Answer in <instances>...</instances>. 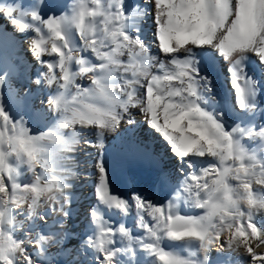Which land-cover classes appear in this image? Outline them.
Here are the masks:
<instances>
[{
  "label": "snow or ice",
  "instance_id": "snow-or-ice-1",
  "mask_svg": "<svg viewBox=\"0 0 264 264\" xmlns=\"http://www.w3.org/2000/svg\"><path fill=\"white\" fill-rule=\"evenodd\" d=\"M149 5L135 0H76L70 14L49 15L42 0L0 3V35L6 36L11 28L22 40L30 39L37 63L47 69L34 79L28 77L23 92L13 86L8 68L0 72V264H49L46 243L60 244L75 236L37 232L29 238L38 227H47L53 214L60 217L53 223L62 227L73 212L74 196L67 191L72 187L67 182L71 169L61 167L60 158L54 161L53 156L75 152L76 141L61 129L91 128L97 139H85L84 145L102 147L103 134L116 132L121 123H136L130 108L139 109L146 127L159 134L167 149L168 161H159L154 169L153 188L159 187L167 197L164 189L173 178L171 172L180 181L173 194L185 193L187 206L202 209L203 214H181L174 201L156 205L135 191L131 203L114 194L100 153L94 162L97 203L124 217L135 208L146 236L134 237L123 223L106 225L93 206L88 213L90 231L79 242L85 259L77 264H229L230 256L210 259L213 246L230 253L243 247L250 264H264V253L255 250L264 245V221L256 219L264 213V123H256L258 115L264 121V0H149ZM148 16L153 23L150 40L140 26ZM74 30L82 42L79 48ZM78 51L90 52L99 63L74 56ZM126 53L127 63L121 59ZM45 54H55L58 60L41 59ZM220 60L227 62L234 110L241 114V123L235 126L229 125L233 117L219 107L213 94V77L204 71ZM153 67L156 73L150 71ZM88 74L90 86L76 83L77 77ZM136 85L145 90L139 97ZM46 89L50 91L40 103L47 107L39 111L55 113L59 123L31 133L28 114L13 113V97L27 101ZM245 138L259 141V155L242 142ZM58 168L66 174L50 180L47 173ZM26 173L31 179L21 183L19 178ZM43 207L47 210L39 211ZM145 212L154 223L145 222ZM17 216L25 219L17 221ZM18 229L25 230L22 238L13 235ZM253 239L259 242L255 248ZM165 240L195 244L196 251L185 257L166 249Z\"/></svg>",
  "mask_w": 264,
  "mask_h": 264
},
{
  "label": "bare ground",
  "instance_id": "bare-ground-1",
  "mask_svg": "<svg viewBox=\"0 0 264 264\" xmlns=\"http://www.w3.org/2000/svg\"><path fill=\"white\" fill-rule=\"evenodd\" d=\"M59 2V0H44L43 3H46L49 6L48 8H45L44 11L48 12L49 15L70 14L71 11H68L64 7L63 3ZM75 2L76 0H71L68 7H73ZM105 2H111V0H105ZM135 3L140 5H147L150 7L149 0H135ZM140 26L143 29V36L147 40H150L153 30L151 16L146 17L145 22ZM73 33H75V30ZM132 34H135L134 31H132ZM25 35H31V38H35V36H32V34L29 33H25ZM75 39L76 37L74 38V40ZM78 39L80 40V38ZM79 42L80 43L77 44L78 48L82 46L81 40ZM0 43L13 49V55L8 56L9 58L7 61L0 62V72H3L5 68H8L11 72V80L13 86L16 87L18 91L23 92L21 87H23L24 84H20L17 80L23 79V76L26 73L29 74V77H32L34 79L35 75L38 72L45 71V67L39 65L37 63V58L32 54L30 48V39L22 40L21 34L13 33L11 28H9L6 36L0 35ZM25 49L30 51L28 59L27 57H25ZM151 52L153 55H157V50L155 47L151 48ZM74 55L85 56L90 58L92 63H99L90 52L78 51L77 54L74 53ZM46 56H48V54H45L41 59ZM121 59L127 63L129 60L128 54L126 53L123 57H121ZM159 59L167 60L166 57L162 56L159 57ZM77 69L78 65H76V63L73 61L72 70L76 71ZM226 69L227 62L220 60L217 61L214 66H210L204 69V71H207L208 74L213 77V94L220 102L219 107L228 111L233 117V119H230L228 121L229 125L235 126V124L241 123V114L239 111L234 110L236 99L234 90L230 85V77ZM150 71L156 73L158 69L156 67H153L150 69ZM254 74L261 75L258 72ZM90 75L91 74L77 77L76 83L85 87L90 86V80L81 83V81H83L85 77H89ZM127 76L131 78V71L127 73ZM36 87L37 86L35 85L34 89ZM136 91L137 96L139 97L145 90L143 88H140L139 85H136ZM46 93L40 92L39 96L37 95V105L34 106V110L32 109L33 112L27 113V111H22L23 113L28 114L25 117V120L30 128L31 133L48 131L59 123L56 119H54V116L56 115L55 113L39 111L40 109L47 107V105H43L40 103V101L45 98ZM117 94L121 95V98H124L123 95L119 92V89H117ZM18 107L11 104V108L14 114H23L22 112L17 110ZM130 111L133 113V117L136 120V123L133 125L121 123L118 126L116 132L103 134L99 138L102 147L84 145L83 140L85 139H97L96 136L93 135L94 130L91 128H81L79 125H74L61 129L66 138L76 141L73 144L75 152H62L54 154L53 156L54 161L56 160L57 156L60 158L61 167L65 169H71V175L67 182L70 183L72 187L68 188L67 191L69 193H72L74 196V200L71 205L73 212L62 227L53 223L56 219L60 218L58 215L53 214V216L48 221V226L43 228L38 227L35 232L29 234V238H34L37 235V232H39V234L43 236H48L51 233L62 234L74 232L75 236L72 238H65L61 241L60 244H56L54 242H48V244H46V247H48L50 244L56 245L55 247H53L54 250L53 248H51L52 250H50V252L47 250V260L49 264H53L54 261H56L58 264H77L78 261H83L85 259L82 255H80L79 242L82 241L84 236L87 235L90 231V229L87 227V225L89 224L88 213L91 211L93 206H95L97 211L100 212L101 216L104 218V223L106 225L115 227L120 223H123L126 228L132 231V235L134 237L144 238L146 236L144 229L139 226V220L136 215L135 208L132 209L131 213L127 217H124L117 210H108L104 206L97 203V198L94 194V185L97 183L94 162L100 158V153L103 154V159L110 173V191H112L114 194H118L122 198L129 199V202L131 203V193L135 191L142 193L144 197L150 199L156 205L164 204L165 206H167V203L169 201H174L178 206V210L181 212V214H203L202 209L187 206L184 201V197L186 195L185 193L178 192L173 194V188L177 184H179L180 181L175 179L174 174H172L171 172L169 173V175L173 176V178L170 179L169 186L164 189L166 193H169L167 197L161 195V190L159 187L153 188L152 177L154 175V169L157 168L159 161H168L167 149L165 144L159 137V134H153V132L146 127L144 119L139 113V109L130 108ZM29 117H31V119H29ZM244 123L246 124L247 121L245 120ZM256 123H264V121L260 119L259 115L257 116ZM242 142L247 147H249L250 151H256L258 155L260 154L259 141H249L247 138H245ZM85 153H88L89 155H85ZM68 156H74L76 157V159H66V157ZM205 159L210 160L211 158ZM40 171L41 169L37 168V172ZM21 172L24 173L25 169L21 168ZM65 174L66 173L61 172L59 168L55 171L50 170L47 173L50 180L54 177H59ZM19 179L21 183L29 182L31 179V173L22 174ZM232 183L236 182L232 181ZM254 190H259V186L254 185ZM46 210V207L39 209V211L41 212ZM143 216L145 222L149 224L154 223L147 212L143 213ZM256 219L258 221H264V213H258ZM30 222L31 221H29L28 223ZM25 224L27 225L26 221ZM37 224H39L38 221ZM22 231L23 232L21 235H19V233H16L15 237L22 238L24 236L25 230L23 229ZM225 238L226 237H222L221 239L223 240ZM251 243L255 248V245L259 242L253 239ZM163 246L166 249L178 251L185 257H188L191 252L196 251L195 244L189 245L184 242L172 243L165 240L163 242ZM30 247L32 249L35 248L34 245ZM255 250L259 253H264V245L259 248H255ZM218 254L219 259L221 260L230 256L231 260L229 264H250L251 258L248 256L243 247H241L234 253H230L227 250L221 252L219 248L213 246L209 252L210 259H217ZM192 258L196 259L198 257Z\"/></svg>",
  "mask_w": 264,
  "mask_h": 264
},
{
  "label": "rangeland",
  "instance_id": "rangeland-1",
  "mask_svg": "<svg viewBox=\"0 0 264 264\" xmlns=\"http://www.w3.org/2000/svg\"><path fill=\"white\" fill-rule=\"evenodd\" d=\"M9 1L10 0H0V3L2 2L3 4H7V3H9ZM61 3H63V5H64V7L68 10V11H71V7L72 6H70V8L68 7L69 5H70V1L71 0H59ZM64 1V2H63ZM67 1H69V2H67ZM27 2V1H26ZM37 2H41V0H37ZM42 2H44V0L42 1ZM59 2V3H60ZM67 3V4H66ZM32 34V36H35V34H33V33H31ZM73 36H75L76 37V39L74 40L75 42H74V44H76V46H78L77 44L78 43H80L79 41V37H78V35L76 34V33H73ZM74 37V38H75ZM14 38V37H13ZM35 38H37L36 36H35ZM14 40V39H13ZM11 44H13V43H11ZM2 46V47H1ZM47 47H51V42H49L47 45H46ZM30 54V51L29 50H26L25 49V57H27V59H28V55ZM75 54H77V52H75ZM13 55V49L12 48H9L8 46H6V45H4V44H1L0 43V62H5V61H7L8 60V56H12ZM54 55V56H53ZM55 54H52V55H48V56H46V57H44L43 58V60H50V61H53V62H56L57 60H58V57L56 56V58H55ZM74 56H76V55H74ZM45 69V71H47V69L46 68H44ZM28 77H29V74L28 73H26L24 76H23V79H18L17 81L20 83V84H25V83H27V80H28ZM25 79V80H24ZM90 79H89V77H85L84 79H83V81H81V83H84V82H87V81H89ZM34 85V84H33ZM32 85V88L34 89V86ZM21 89L23 90V91H25V89L23 88V87H21ZM46 91H48V90H45V93H46ZM39 93L40 92H34L33 93V95L30 97V99H28L27 101H24V100H20V99H18V98H16V97H13V102H12V104L14 105V106H16V107H18L17 108V110L18 111H20V112H25V111H27V113H29V112H33V110H34V106L35 105H37V102H36V99H37V97L39 96ZM38 95V96H37ZM34 96V97H33ZM32 99V100H31ZM29 106V107H28ZM27 107V108H26ZM16 109V108H15ZM21 109V110H20ZM33 109V110H32ZM30 110V111H29ZM22 112V113H23ZM27 207V206H26ZM17 211H22L21 209L20 210H17ZM17 218V221H22L23 220V216H17L16 217ZM25 219V218H24ZM29 221H26V223H28ZM19 230V231H18ZM18 230H15L14 232H13V235H14V237H15V234L16 233H19V235H21L22 234V230L23 229H18ZM30 236V235H29ZM46 244H48V242L46 243ZM56 245H49L48 247H47V250L50 252V250H52L51 248H53V247H55ZM53 250H54V248H53ZM56 261H54L53 262V264H58L57 262L55 263Z\"/></svg>",
  "mask_w": 264,
  "mask_h": 264
}]
</instances>
